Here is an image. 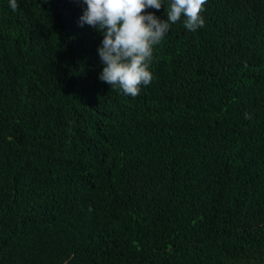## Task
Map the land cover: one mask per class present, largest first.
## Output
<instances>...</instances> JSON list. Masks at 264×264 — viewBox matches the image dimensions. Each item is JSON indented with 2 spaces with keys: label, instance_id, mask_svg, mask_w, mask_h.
Masks as SVG:
<instances>
[{
  "label": "trees",
  "instance_id": "1",
  "mask_svg": "<svg viewBox=\"0 0 264 264\" xmlns=\"http://www.w3.org/2000/svg\"><path fill=\"white\" fill-rule=\"evenodd\" d=\"M17 2L0 0V264H264V0H206L195 32L182 16L135 98L98 79L82 0Z\"/></svg>",
  "mask_w": 264,
  "mask_h": 264
},
{
  "label": "clouds",
  "instance_id": "2",
  "mask_svg": "<svg viewBox=\"0 0 264 264\" xmlns=\"http://www.w3.org/2000/svg\"><path fill=\"white\" fill-rule=\"evenodd\" d=\"M85 7L78 25H88L102 39L97 53L103 65L98 79L113 89L135 98L141 87L153 80L150 64L158 45L183 16L185 29L195 32L204 27L201 15L206 0H170L167 19L157 17L146 8L160 10L163 0H82ZM16 11L17 0H9ZM245 119H251L245 114Z\"/></svg>",
  "mask_w": 264,
  "mask_h": 264
}]
</instances>
